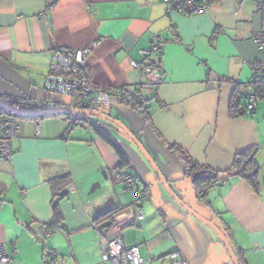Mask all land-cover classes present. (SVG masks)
Segmentation results:
<instances>
[{
    "label": "crops",
    "instance_id": "0c3cea01",
    "mask_svg": "<svg viewBox=\"0 0 264 264\" xmlns=\"http://www.w3.org/2000/svg\"><path fill=\"white\" fill-rule=\"evenodd\" d=\"M260 25L256 0H216L190 15L167 12L161 0H0V96L51 98L43 81L56 49L90 46L87 74L109 89L144 81L130 61L155 63L166 78L140 89V111L157 156L142 144L172 189L224 232L242 264H264V98L244 116L229 111L251 78L248 63H264L253 39ZM158 38L162 54L145 56ZM109 104L108 114L127 123L131 105L116 97ZM18 122L12 156L0 160V242L10 264H98L105 238L119 234L125 246L139 247L146 264H232L215 231L174 201L135 144L112 124L84 118L71 125L58 114ZM172 146L228 178L200 201ZM115 147L127 164L121 165ZM247 149H255L258 191L229 171L234 155ZM115 170L138 178L141 220L134 219V195ZM62 176L64 182L51 181ZM64 187L68 193L54 202ZM105 207L112 210L106 237L92 220ZM42 224L55 226L52 235H39ZM49 249L55 257L45 254Z\"/></svg>",
    "mask_w": 264,
    "mask_h": 264
},
{
    "label": "built area",
    "instance_id": "2783aa9c",
    "mask_svg": "<svg viewBox=\"0 0 264 264\" xmlns=\"http://www.w3.org/2000/svg\"><path fill=\"white\" fill-rule=\"evenodd\" d=\"M167 12L177 11L184 15L196 14L202 12L207 6L206 0H161ZM256 11L258 12L261 25L260 29L254 34V41L259 50L264 51V0H256ZM98 41H94L96 46ZM164 40L156 39L151 46L144 51V55L162 54ZM91 52L90 46H84L76 49H56L52 51L47 72L44 77L43 86L50 97L34 102L35 109L45 107L60 106L72 109H86L93 112L101 111L102 104H109L112 97L120 101L127 102L136 110L143 106L144 96L140 89L153 88L160 84L166 78V72L156 71L147 64L130 61V66L138 70L145 79L139 83L138 87L131 88L122 86L115 89L103 88L93 83L87 74V58ZM252 75L245 84L243 95L246 100V109L253 111L258 102V98L249 87V82L254 77L264 78V63L260 60H253L248 63ZM54 94V97L52 96ZM86 104V108L82 104ZM84 115L72 112L70 113V122L83 120ZM19 130L18 119L12 115H0V160L8 161L12 156V141L17 136ZM114 177L119 180L126 190L134 195L133 203L138 207L134 219L141 220L143 213L139 208L140 187L138 178L128 172L120 170L114 171ZM55 231V226L46 224L38 228L39 235L48 237ZM106 250L102 254V259L107 264H146L144 258L140 255L137 245L125 246L120 238V234L115 237L105 238ZM49 258L56 256L53 249L45 252ZM11 257L6 251L5 246L0 242V264H10Z\"/></svg>",
    "mask_w": 264,
    "mask_h": 264
},
{
    "label": "water",
    "instance_id": "95a60500",
    "mask_svg": "<svg viewBox=\"0 0 264 264\" xmlns=\"http://www.w3.org/2000/svg\"><path fill=\"white\" fill-rule=\"evenodd\" d=\"M21 105H23L21 107ZM33 104H30L28 102L22 101V100H14L9 99L6 97L0 96V106L2 108H5L7 111L11 112L14 115L18 116H37V115H47V114H54V113H72L76 112L79 114L84 115L85 117H94L98 120L106 121L116 128H118L127 138H129L135 146L139 149V151L142 153V155L147 159L149 164L151 165L152 169L156 173V176L158 180L163 184L167 192L170 194V196L174 199L176 203H178L182 208H184L189 214L194 216L197 220L201 221L203 224L209 226L212 228L215 233L220 238L221 242L224 244L230 259L232 261V264H239L236 254L234 253V250L232 248V245L227 238V236L224 234V232L218 228L213 222L206 219L204 216H202L200 213L196 212L191 206H189L170 186L169 182L166 180L165 176L162 174L161 170L158 168L157 164L155 163L153 157L150 155L149 151L145 148V146L142 144V142L135 136V134L130 130V128L121 120L116 119L112 116H110L109 110H110V104H102L101 105V111L99 112H93L86 109H72L69 107H60V106H51V107H45L43 109H35L32 108ZM26 106V107H24ZM83 108H86V104H82ZM104 174V172H102ZM227 172H222L219 174L220 180H226L228 178ZM69 189L67 187L62 188L57 192V196L54 198V202H57L60 197L65 196L68 193ZM111 208L105 207L98 209L93 212L92 214V220L94 222H97V229L103 236H107L108 229L112 225V221L110 219H106L107 216L111 213ZM106 217V218H105ZM100 218H105L102 221H99ZM101 250H106V242L104 241L101 244ZM98 264H107L106 262L102 261ZM168 264H180L179 262L171 261Z\"/></svg>",
    "mask_w": 264,
    "mask_h": 264
},
{
    "label": "trees",
    "instance_id": "16d2710c",
    "mask_svg": "<svg viewBox=\"0 0 264 264\" xmlns=\"http://www.w3.org/2000/svg\"><path fill=\"white\" fill-rule=\"evenodd\" d=\"M207 3L216 1V0H206ZM159 56V54H158ZM151 67L155 66V63L147 64ZM249 87L253 92H255L258 100L264 98V78H258L254 77V80L249 82ZM243 98L245 99L243 94L236 93L234 97L232 98V101L230 103L229 111L232 116H244L247 113H250L252 111H248L246 109V102H242ZM25 101V100H22ZM30 104H33L31 107H34V102L25 101ZM23 105H21L22 107ZM26 107V106H24ZM143 107V106H142ZM133 109H135L133 107ZM142 109V108H141ZM135 111L138 112V110L135 109ZM142 111V110H141ZM6 114V115H12L16 117L17 119L22 116L14 115L11 112L7 111L5 108H2L0 106V115ZM58 115H61L63 117H66L69 119L70 113H56ZM53 114V115H56ZM31 118L38 119L43 117V115H37V116H30ZM77 122H71V125L76 124ZM172 149L174 150V154L178 160L182 162V165L184 167V174L189 176L192 180L193 184V190L195 197L199 199L200 201H205L209 189L219 181V171L212 170L207 166L199 165L192 161L188 156H186L182 151H178L176 147L172 146ZM116 152L120 156L121 159V165H125L128 163L127 157L124 155L122 151H120L117 147H115ZM229 171H234L236 174H238L240 177H242L255 191H258L259 183H258V171L259 166L255 159V149H247L244 151H241L234 155L231 167L229 168ZM65 177H59L55 178L51 181H61L64 182ZM56 220L58 219L59 213L56 211ZM231 243V242H230ZM232 245V243H231ZM232 248L234 250V253L237 256L238 263L242 264L238 255V251L235 249V247L232 245Z\"/></svg>",
    "mask_w": 264,
    "mask_h": 264
},
{
    "label": "rangeland",
    "instance_id": "374dc122",
    "mask_svg": "<svg viewBox=\"0 0 264 264\" xmlns=\"http://www.w3.org/2000/svg\"><path fill=\"white\" fill-rule=\"evenodd\" d=\"M52 96L54 97V94H52ZM126 107L130 110L131 116H129L128 120L126 121L127 123H125L122 120L121 121L124 122L130 128V130L135 134V136L141 142H143L146 145L147 149H149V151L152 155L157 156V150L151 145V142L149 140L150 132L148 131V127L146 126L147 125L146 120L143 117L141 111L139 110L137 112V111H135V109H133L132 106H129V105H127ZM85 118H89L90 120L96 119L94 117H85ZM80 122H82L81 119L78 120V123H80ZM160 163H162V162H160ZM171 164H172V162H171ZM186 199H189V198H186Z\"/></svg>",
    "mask_w": 264,
    "mask_h": 264
}]
</instances>
